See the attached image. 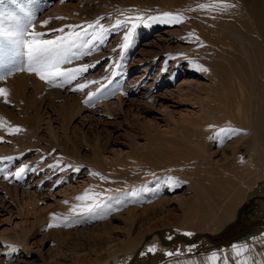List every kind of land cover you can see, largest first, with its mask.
I'll list each match as a JSON object with an SVG mask.
<instances>
[{
    "label": "rangeland",
    "instance_id": "obj_1",
    "mask_svg": "<svg viewBox=\"0 0 264 264\" xmlns=\"http://www.w3.org/2000/svg\"><path fill=\"white\" fill-rule=\"evenodd\" d=\"M23 1L35 5L28 12L30 18L34 17L35 26L41 25L39 21L46 17H59V9L74 13L73 16L79 15V19L72 17L74 25L85 27L103 18L100 23L109 28L117 19L138 13L144 16L145 22L136 29L133 46L123 57L122 67L117 68L116 64L121 63L119 45L123 42L126 28L107 36L98 50L63 65H96L73 84L64 87L49 85L27 71V59L21 48L11 55H18V60L3 63L7 56H0V72L12 67H25V70L15 71L0 81V87L9 88L8 81H16L20 75L26 79L23 84L17 81L20 83L15 90L18 96H13L12 101L9 97L10 103L0 98V108L10 107L12 110H7L11 115L5 112L9 118L4 117L10 119V125L23 129L15 135L0 129V137L3 138L0 157L23 154L9 166L7 173L0 172V260L4 256L1 251L12 246L18 248V252H14L6 264H76V261L100 264L114 251L123 250L131 228V237L143 238V241L151 240L158 233L165 240L162 253H167L164 250L176 253L179 249L186 252L165 257L162 264H212L209 257L213 252L218 256L217 264H225V256L228 264H236L233 244L248 245L252 260L256 264H264V219L256 221L250 213L264 201V196L248 197L238 207V189L245 185L240 183L229 196L213 198L210 190L215 183L205 182L193 170L199 166L197 159L192 157L186 160L190 166L187 176L182 174L186 183L174 193L163 191L164 194L159 195L154 192L140 204H131V208L126 207L130 204L129 194H124L105 207L110 213H101L105 212L103 208L96 217H87L83 223L70 227H47L52 222L51 213L69 215L71 206L76 203L75 197L94 186L92 173L96 164L104 166L105 175H102L109 178V186L111 183L117 186L127 181L126 174L136 176L148 164L147 169L156 165L153 160V163L151 160L144 163L136 156L147 150L151 136L165 140L178 138L183 140L188 151L198 149V135L194 132L200 128L194 122L203 120L212 105L217 103L216 99L223 97L220 75L214 72L215 69L209 70L213 68L208 63L209 59L216 58L205 53L206 48L223 51L219 47V43L223 44L219 37L222 30L215 27V20L210 15L201 19V16L186 17L183 14L184 22L175 26L150 23L148 17L169 12L160 8L163 0ZM57 20L53 19L50 25ZM153 26L156 27L151 29ZM54 35L56 33L46 38H54ZM180 53L184 55H178ZM199 54L200 59L197 58ZM97 61L100 63L96 64ZM189 61L205 65L208 71L193 69ZM235 64H239L237 60ZM113 71H116L115 76ZM88 81L96 83L89 84L83 91H72L77 83ZM98 88L102 92L108 90V93L97 96L96 92L93 102L85 103L88 93ZM209 119L216 123L212 114H209ZM236 139L224 140L218 153L221 154L222 149L228 148ZM74 143L79 146L76 151ZM213 149L218 150V146L214 145ZM242 153L247 151L242 150ZM58 160L60 163L56 166ZM143 163L147 165L141 168ZM24 165H29L31 170L18 181L14 174ZM68 165L71 167H66ZM77 167H80L78 172L75 171ZM5 174L10 178L4 179ZM255 178V175H250L252 183ZM61 180L64 183L58 185ZM113 189L115 193L125 191V188ZM176 194L182 197V201L176 200ZM116 206L119 210L113 209ZM123 215H127L128 220H122ZM173 224L185 226L192 235L180 232L167 237L164 228ZM256 228L263 232L247 238V241L228 242L230 235L247 234ZM190 248L193 251H186ZM143 249L142 246L135 249L129 264H153L151 255L143 254Z\"/></svg>",
    "mask_w": 264,
    "mask_h": 264
},
{
    "label": "bare ground",
    "instance_id": "obj_2",
    "mask_svg": "<svg viewBox=\"0 0 264 264\" xmlns=\"http://www.w3.org/2000/svg\"><path fill=\"white\" fill-rule=\"evenodd\" d=\"M198 1L207 4L214 2V0H163V5L160 4V8L169 12H181L186 17L188 15H195L198 17L201 16V19H203L205 15L213 16L215 27L222 30L219 37H221L223 44L221 45L219 43V47H221L220 49L223 51H219L218 48L205 49L207 50V52H205L206 54H212L213 57L215 56L216 58L215 60L209 59L208 63L213 67L209 68V70L215 69V71H213L218 73L221 77L220 79H222L223 93L221 94H223V97L216 99L217 103L212 105L209 110V114H212V116L216 118V123L213 124L210 121L209 114L204 115L203 120L194 122V125L198 126L200 129L194 132V134L198 135V149L191 152L187 150L188 148L183 144V140L178 138L177 140L176 138H174L175 140L168 138L165 140L163 138L151 136L149 138L150 145L146 146L147 150L137 153L136 156L144 163L145 161L153 160L156 165H152L150 169H147L149 162H146L148 165L143 163L141 168L147 165L145 169L143 168L144 170L136 166L138 169L142 170L141 173L136 176H133V174L131 176V173L126 174L127 181H123L122 184L115 186L111 183L109 186V178L102 181L99 176L93 175L94 186L92 185L91 188L96 192L104 193V195L110 197V199L106 201V205L114 199H120L124 194H129L128 198L130 204L126 207L131 208V204H140L147 195L152 196L154 192H158L159 195L164 194L163 191L166 193H174L178 188H176L175 191L170 190L168 178L175 177L181 182L186 181L184 176L187 174L188 168H190L186 161L188 157L197 159L196 161L199 168L196 167L193 170L205 179V182L215 183L213 184L215 186L210 190L213 198L219 199L220 197L229 196V194L237 189L240 183L245 185L244 188L238 189L240 191L238 194V207L241 206L248 197L257 195L264 196V0H226L227 3L233 4L235 7L225 12L200 10L197 8V6L201 4ZM29 3H25L23 0H9V2L0 0V21L4 22L5 29L10 26H15L13 18L20 21L21 26L27 24L30 19L28 12L31 10V7L35 6L29 5ZM58 11L61 13L58 14L59 17H64L65 19H58L56 22L52 23V25H50V22L45 27L36 25L35 30L46 33L49 29L59 28L63 24H75L72 17L76 19L80 18L79 15L73 16L74 13H66L64 9H59ZM48 18L49 17H46L44 20ZM44 20L41 19L39 23L41 24V21ZM156 26L151 27V29ZM200 42L202 43V41ZM202 44L200 47L201 50L204 48H202ZM19 48L20 46H18V44L11 43L6 37H0V56H7L2 62L10 63L13 60H18V55H11L13 52L19 51ZM217 57L221 59L218 60ZM197 58L200 59L201 55L199 54ZM235 60L238 61V65L235 64ZM210 71L212 72V70ZM23 76L24 75L18 76L16 81H8L10 82L8 83V87H10L7 88L9 90L8 98L10 97V101L14 99L12 98L13 96H18L15 90L20 83L23 84L26 80ZM114 81V79L111 81V86H113ZM39 88L40 87H38V89ZM93 92L96 93L97 89ZM100 92L97 96L107 94L108 90ZM7 110L12 111L10 107L0 108V118H2L5 124V126L0 127V129L7 130V128L12 125H10V121H8L10 119H6L10 117L7 116V114L9 115L8 112H10ZM79 111L80 109L77 110V112ZM5 112L7 114H5ZM221 129H242L244 133L239 135L221 133ZM232 137H237L235 140L236 142L227 146L229 150L228 148H224L221 154L220 152L218 153L219 149L222 148L224 140L232 139ZM244 144H246L245 147ZM74 145V150L76 151L79 146L77 147L76 143H74ZM214 145L218 146V150L213 149ZM242 150L247 151V153H242ZM95 167L96 169L93 170L94 172H98L101 175L104 174L103 172L105 170L103 165L96 164ZM250 175H255L256 178L254 183L250 180ZM113 188H125V191H123V193H115ZM188 188H190V185ZM223 192L224 194L222 195ZM132 193H135V195H132ZM179 196L176 194L174 197L180 202L182 201V197L180 198ZM126 200L127 199L124 198V201ZM77 202L78 201H76V203ZM113 209H118V206ZM106 212H108V210L105 208V212L101 213ZM108 213H110V211ZM250 213L252 214L251 217L256 221L263 220L264 201L259 203L256 209ZM121 219L125 221L128 220V217L127 215H123ZM188 230L189 229L183 225L173 224L166 225L163 232L167 237H172L174 234L180 232L189 233ZM130 231L131 228L128 230L129 237L127 236L128 239L125 241L126 244L123 250H117L116 253H114V251L111 256L101 261L100 264H129L135 249L140 246L144 247L143 254L147 253L151 255L153 264H162L165 257L171 256L168 255V253H173V255H183L186 253L181 249L176 253L168 250H164V252L167 253H162V249H164L163 242L165 240H162L158 233L154 234L151 240L143 241V238H132ZM257 231H260V228L253 232L255 233ZM150 247L154 248L155 251L149 253L148 249ZM190 249L191 250L186 251H193L192 248ZM1 252L4 256L0 260V264H6L7 260H11L12 254L14 253L11 247ZM16 252L18 251H15V253ZM79 262L80 261H76V264Z\"/></svg>",
    "mask_w": 264,
    "mask_h": 264
},
{
    "label": "snow or ice",
    "instance_id": "obj_3",
    "mask_svg": "<svg viewBox=\"0 0 264 264\" xmlns=\"http://www.w3.org/2000/svg\"><path fill=\"white\" fill-rule=\"evenodd\" d=\"M63 2V0H61ZM235 7V5L227 3L226 0H214L213 3H201L197 6L200 10L208 11H219L225 12L230 8ZM132 11V10H130ZM121 16H124L121 13ZM53 19H65L64 17L48 18L41 21V26H47ZM103 19V18H100ZM100 19L94 23L88 24L86 27L84 25H74L68 24L61 26L56 29H49L47 33L38 32L35 30L34 17L30 18L26 25L21 26L20 21L13 18V23L15 26H10L5 29L4 22L0 21V37H6L8 41L13 44H18L23 50L24 55L27 59V71L34 73L40 80L53 86L64 87L66 85L73 84L85 73L88 72L90 68H94L96 65H79L76 67H63L65 64L71 63L73 60L82 58L83 56L89 55L94 50H98L99 46L105 43V38L109 35H114L119 32L120 29L126 28L127 31L123 33V42L119 45V53L121 56V63H117L116 67H122V61L125 54L133 46L134 35L136 29L143 25L145 18L142 14H137L135 16H124L123 19H117L114 25L109 28H105L101 23ZM185 17L182 13H172L164 12L157 16H150L147 20L150 23H160L165 25H179L184 22ZM31 29V30H29ZM54 38H46L53 36ZM198 39V38H197ZM98 42V43H97ZM115 50V49H114ZM183 56V53L178 54ZM97 61L96 64H99ZM192 67L200 72H207L208 69L195 61H189ZM25 70L24 65L21 67H12L0 72V81L6 80L15 71ZM116 75V71H113V76ZM96 83V81H88L86 83H77L72 91H83L89 84ZM103 87V86H102ZM101 89H97L99 93ZM97 93L89 92L85 103L91 104ZM127 95V93H123ZM9 90L6 87H0V98H3L5 103H10L8 100ZM5 124L0 118V127H4ZM23 131L21 126H10L7 128V132L10 135H15ZM221 133L229 134H243L242 129H221ZM0 142H3V138L0 137ZM56 150L53 149V152ZM23 154H21L22 156ZM21 156H5L0 157V172L7 173L10 165L15 164L16 161L21 159ZM43 159V158H42ZM59 160L56 162V166H59ZM52 167V166H50ZM66 167H71L68 165ZM31 170L29 165H24L18 168L14 174L16 180H21L27 171ZM61 171L64 169L61 168ZM75 171H80V167H77ZM92 175L99 176L100 179L106 180L98 172H93ZM4 179H9L10 177L5 174ZM59 184H63L64 181H58ZM168 183L170 185V190L175 191L176 188L181 187L183 183L177 180L175 177H169ZM111 191V190H106ZM135 195V193H132ZM110 197L105 196L104 193L96 192L91 187L83 191V193L77 195L75 200L80 203H75L71 206L69 210V215L58 216L56 213H51L52 222H50L47 227H70L73 224L83 223L84 219L87 217H96L100 210L105 208L106 201ZM65 204L68 201H64ZM119 210V209H117ZM58 221V222H57ZM186 235H192V233H186ZM12 251L15 252L17 249L12 246ZM233 255L236 258V264H256L249 255L250 249L246 244H233ZM191 250V249H189ZM155 249L150 247L148 252H154ZM168 255H173V253H168ZM212 264H217L218 256L216 252H213L209 257ZM225 264H228V258L225 256Z\"/></svg>",
    "mask_w": 264,
    "mask_h": 264
},
{
    "label": "water",
    "instance_id": "obj_4",
    "mask_svg": "<svg viewBox=\"0 0 264 264\" xmlns=\"http://www.w3.org/2000/svg\"><path fill=\"white\" fill-rule=\"evenodd\" d=\"M257 229H259V228H256L255 230H257ZM254 230V231H255ZM263 231L261 230V231H257V232H253V231H251V232H249V233H247V234H240L239 236H229V241L228 242H232V240H247V238H252V237H254V236H257V235H259V234H261Z\"/></svg>",
    "mask_w": 264,
    "mask_h": 264
}]
</instances>
